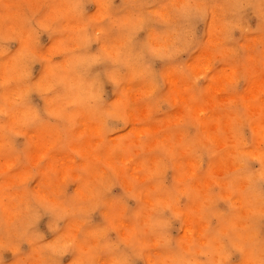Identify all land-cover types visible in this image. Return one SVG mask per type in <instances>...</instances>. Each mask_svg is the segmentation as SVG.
I'll use <instances>...</instances> for the list:
<instances>
[{"label":"clouds","instance_id":"9594fccd","mask_svg":"<svg viewBox=\"0 0 264 264\" xmlns=\"http://www.w3.org/2000/svg\"><path fill=\"white\" fill-rule=\"evenodd\" d=\"M0 264H264V0H0Z\"/></svg>","mask_w":264,"mask_h":264},{"label":"rangeland","instance_id":"374dc122","mask_svg":"<svg viewBox=\"0 0 264 264\" xmlns=\"http://www.w3.org/2000/svg\"><path fill=\"white\" fill-rule=\"evenodd\" d=\"M175 91L179 92V89H178V88H176V89H175ZM112 98L114 99V97H112ZM181 98H182V97H181Z\"/></svg>","mask_w":264,"mask_h":264}]
</instances>
